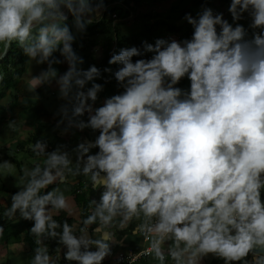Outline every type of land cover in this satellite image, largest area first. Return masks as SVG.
Returning <instances> with one entry per match:
<instances>
[{
    "label": "crops",
    "instance_id": "obj_1",
    "mask_svg": "<svg viewBox=\"0 0 264 264\" xmlns=\"http://www.w3.org/2000/svg\"><path fill=\"white\" fill-rule=\"evenodd\" d=\"M18 3L1 5L4 30L18 18ZM127 8L116 30L139 40L154 60L140 67L141 79L159 90L148 99L139 95L132 72L122 70L124 49H115V35H61L57 47L46 49L76 56L62 70L43 49L26 56L22 78L29 97L18 100L40 103L55 120L44 128V140L29 142L39 127L31 110L16 124L5 121L0 131V264H114L118 253L146 245L152 214L164 220L150 231L155 248L136 264H264V0L130 1ZM106 9L90 0L66 14L59 3L54 13L61 14L42 27L44 18L36 21L33 7L25 18L45 38L60 20L72 27L75 19L67 18L73 11L92 27ZM103 56L107 72L97 70ZM11 96L6 91L0 100V122ZM12 145L19 164L5 153ZM23 161L30 169L25 175ZM10 165L18 167L14 177ZM120 166L126 183L115 185L112 175ZM243 185L251 189L241 192ZM143 191L154 196L152 209L135 201ZM57 208L70 222L65 242L53 250L40 235L38 252L31 251L24 241L26 218L52 219ZM190 209L205 220L199 250L183 245L173 230ZM237 211L251 222L237 223ZM6 212L13 216L2 218ZM10 231L18 232V242L6 241Z\"/></svg>",
    "mask_w": 264,
    "mask_h": 264
},
{
    "label": "trees",
    "instance_id": "obj_2",
    "mask_svg": "<svg viewBox=\"0 0 264 264\" xmlns=\"http://www.w3.org/2000/svg\"><path fill=\"white\" fill-rule=\"evenodd\" d=\"M9 0H0V8L1 5H4L5 2H8ZM20 1V0H19ZM66 0H24L23 4V12L26 13L27 3L30 2L33 7V15L35 17V20H40L41 18L45 17L44 20L39 24V27H42L52 16L48 15L51 11L56 12V6L62 2L65 3ZM90 0H71L72 6H84L88 5ZM107 9L105 10L104 14L102 15L101 19L92 27H87L80 19L81 17L78 16L76 12H71V15L67 19H75V23H73L72 27L64 28V23L66 20H60L58 23L54 24L50 33L48 36H46L42 41L37 42L34 37L29 34L27 37L30 39V45L32 48L39 50V49H46L47 46H53L57 47L59 43H56V41L59 39L61 35H69V39L75 38V36L70 35L73 31L76 32H97L98 39H109L113 35L114 41H115V49L120 50L124 49V56L122 58L123 64L121 62H118V64L123 65L122 70L124 72H132L133 80L138 84L139 86V95L142 98L148 99V97L154 93L158 92V89L148 87L144 80L141 79V65L152 63L154 60L151 59L150 55H148L145 52L144 45L137 40L135 37H127L125 35H120V33L116 30V20L117 18H120L121 16L125 15L128 11V4L130 1L133 2L134 5L141 4L142 1H152V0H97ZM159 1V0H154ZM115 2L119 3V6L113 5ZM70 5V8L72 7ZM126 7V8H125ZM121 11V12H120ZM122 11H124L122 13ZM112 15H115V18L112 17ZM5 14H0V23L2 20V17H4ZM19 20L18 18L13 21L12 25L7 29L4 30V32L9 36V45L7 48V51L0 59V100L5 96L6 91H10L11 102L9 105L5 108L4 112L6 113V119L4 121L0 122V131L2 130L3 126L5 125V121H10L13 124H16L19 120L20 115L25 111L26 113L28 111H33L37 126L36 131L31 136V141H34L38 138L42 137V132L44 128L50 123V121H54L55 118L53 116L48 115L40 103L35 102L33 106L31 105H25L21 103L18 98L19 97H29L28 93L25 89V83L22 78V74L25 68L26 63V54H25V45L26 43L22 42V45L18 43V40L21 41V38H25V32L20 30L21 27H19ZM38 27V28H39ZM25 30H27V27H24ZM37 29V28H35ZM30 30V29H29ZM30 33V31H28ZM37 33V32H36ZM3 42H5V37H3ZM28 42V41H27ZM3 45H0V55L3 51ZM17 47V49H16ZM51 47L50 49H52ZM19 50V52H17ZM49 53V57H47L51 62L53 63L54 67L62 70L64 68H70L72 64L75 61L76 56L74 54H71L72 56H69L70 53L67 51L60 52L58 48H54V50L48 52H44V54ZM16 56V58H15ZM109 61L106 56H103V59H101L97 70H103L105 72L106 68L108 69ZM2 76V77H1ZM121 76V74H120ZM37 113H40L41 115H37ZM42 116V117H41ZM41 117V118H39ZM39 118V119H38ZM47 122L42 123L40 126L39 120H46ZM134 144V141H133ZM30 150L27 153L22 154L23 157H27L29 154H33ZM17 154V153H16ZM12 161V157H9ZM73 196L77 203L82 202L83 196L79 194L76 190L72 189ZM9 209V208H8ZM58 215H56L52 219H42V220H35L30 218H26L25 224H26V233L24 234V241H26L30 247V250H34L35 252H38V249L36 247V238L40 235H46L48 237V242L50 245V248L53 250L58 249L66 240L67 235L69 233V224L70 222L66 218V214L63 210L60 208H57ZM87 208L84 207V221L88 220L90 217L86 212ZM5 216H1L2 218H9L12 215V212H6L3 214ZM14 218V217H12ZM34 222V224H33ZM5 222H0V226H2ZM9 235L5 239L7 242H18L20 238L18 237L17 231H10L8 233Z\"/></svg>",
    "mask_w": 264,
    "mask_h": 264
},
{
    "label": "built area",
    "instance_id": "obj_3",
    "mask_svg": "<svg viewBox=\"0 0 264 264\" xmlns=\"http://www.w3.org/2000/svg\"><path fill=\"white\" fill-rule=\"evenodd\" d=\"M115 18V15H112ZM220 24H217L212 30L211 33L214 35L215 32L220 28ZM126 170L124 167L120 166L113 173L112 180L114 184L123 185L126 183ZM249 185H243L241 188V192L244 190H250ZM158 196H162L163 192L158 191ZM136 202H144L146 205L152 209L155 206V198L152 194H149L145 191L141 193H137L135 195ZM234 220L237 223L243 225L251 222V218L248 213L245 211H237L233 216ZM164 217L158 214H152L147 217L146 220V228L144 230V241L146 245L139 252H132L131 250L126 253H118L115 257L114 264H136L141 258L145 256H149L154 249L155 241H151L150 231L157 224L162 222ZM205 225V220L202 215L196 213L194 210L190 209L186 214L180 216L178 221H176L173 225V230L177 232L180 237V241L183 245L189 246L192 250H199L203 243L198 238L199 231ZM151 241V242H150ZM73 264H80L79 262H74Z\"/></svg>",
    "mask_w": 264,
    "mask_h": 264
},
{
    "label": "rangeland",
    "instance_id": "obj_4",
    "mask_svg": "<svg viewBox=\"0 0 264 264\" xmlns=\"http://www.w3.org/2000/svg\"><path fill=\"white\" fill-rule=\"evenodd\" d=\"M60 3H62V2H60ZM27 7L32 8V5H31L30 2L27 3ZM51 13H54V11H51L49 14H51ZM18 20H19V24H20V27H21L20 30H22V31H24L26 33L25 34V38H21V41L18 40V43H20V45H22V42L23 43H26V45H25V54L27 56L29 50H32V46L30 45V39L27 36L29 34H31L34 37V39H36V40L38 39L37 42L42 41V39H44V38H42V36H40L38 33L36 34V29L35 28L30 29L28 27V25H27L28 24V21L25 18L24 12H23V20H21L19 17H18ZM24 27H27V30H25ZM28 31H30V33ZM3 37H5V36L2 33V31H0V45H3L4 44ZM59 42H60V40L58 41V43ZM16 49H17V47H16ZM43 51L46 52L47 49H43ZM17 52H19V50ZM15 58H16V56H15ZM8 133H10V131ZM15 150H16L15 149V146L12 145L11 147H9V148H7L5 150V153H6L7 157H13V158L17 159V163L19 164L21 160L19 159V156H18V154H16V151ZM0 153H1V149H0ZM9 168L11 170V176L14 177L15 174H18V167H17V165H10ZM21 169H22L21 174L25 175L26 173H28L30 171L29 164L27 162H24L23 161L22 162V165H21ZM18 178H19V176H18ZM21 182L24 183L23 178L21 179Z\"/></svg>",
    "mask_w": 264,
    "mask_h": 264
},
{
    "label": "water",
    "instance_id": "obj_5",
    "mask_svg": "<svg viewBox=\"0 0 264 264\" xmlns=\"http://www.w3.org/2000/svg\"><path fill=\"white\" fill-rule=\"evenodd\" d=\"M70 1L71 0H66L65 1V10H64V13H66V14L68 13V11L70 9ZM23 4H24V0H20L19 3H18V5H17L18 17L21 20H23ZM52 14H55V15L59 16L61 13L57 12V13H51V14H48V15H52ZM45 17H43V18H45ZM43 18H41L40 21ZM0 31H2V33L5 36V42H4L3 51H2V53L0 55V59H1L2 57H4V55H5L6 51H7V48H8V45H9V36L4 32V28H3V26H2L1 23H0ZM99 179H100L101 182H103V179H104L103 175H100Z\"/></svg>",
    "mask_w": 264,
    "mask_h": 264
},
{
    "label": "clouds",
    "instance_id": "obj_6",
    "mask_svg": "<svg viewBox=\"0 0 264 264\" xmlns=\"http://www.w3.org/2000/svg\"><path fill=\"white\" fill-rule=\"evenodd\" d=\"M112 176H113V175H112ZM112 182H113V180H112ZM113 184H114V183H113ZM115 185H117V184H115ZM152 241H154V240H152ZM154 248H155V246H154ZM76 262H78V261H76ZM73 263H74V262H73ZM73 263H72V264H73ZM114 263H115V259H114Z\"/></svg>",
    "mask_w": 264,
    "mask_h": 264
}]
</instances>
